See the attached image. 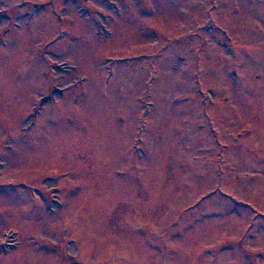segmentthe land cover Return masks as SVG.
<instances>
[{"label":"rangeland","instance_id":"374dc122","mask_svg":"<svg viewBox=\"0 0 264 264\" xmlns=\"http://www.w3.org/2000/svg\"><path fill=\"white\" fill-rule=\"evenodd\" d=\"M0 264H264V0H0Z\"/></svg>","mask_w":264,"mask_h":264},{"label":"flooded vegetation","instance_id":"af4514ba","mask_svg":"<svg viewBox=\"0 0 264 264\" xmlns=\"http://www.w3.org/2000/svg\"><path fill=\"white\" fill-rule=\"evenodd\" d=\"M62 92L63 89L62 88H58L55 83L53 85H51V87L49 88V91L47 93H45L41 99H45V98H49V97H53L54 92Z\"/></svg>","mask_w":264,"mask_h":264}]
</instances>
